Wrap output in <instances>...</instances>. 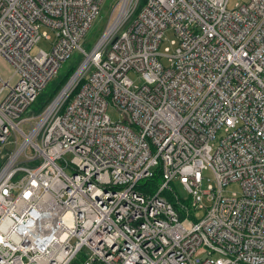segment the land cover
Listing matches in <instances>:
<instances>
[{
  "label": "built area",
  "instance_id": "1",
  "mask_svg": "<svg viewBox=\"0 0 264 264\" xmlns=\"http://www.w3.org/2000/svg\"><path fill=\"white\" fill-rule=\"evenodd\" d=\"M102 1L0 0V264H264V0Z\"/></svg>",
  "mask_w": 264,
  "mask_h": 264
},
{
  "label": "rangeland",
  "instance_id": "2",
  "mask_svg": "<svg viewBox=\"0 0 264 264\" xmlns=\"http://www.w3.org/2000/svg\"><path fill=\"white\" fill-rule=\"evenodd\" d=\"M119 0H103L99 7V12L97 16L94 18L90 28L86 31L83 38L80 41V44L82 47L86 49H90L92 45L95 43V41L98 39V37L101 35L103 30L106 27V24L112 14V10L116 3ZM238 0H228L227 4L228 7H234L235 3ZM165 36L168 38L172 37V32L170 30L165 32ZM169 41H164L161 44V48H163L164 45H167ZM39 48L42 49H48L49 48V42L41 37L38 42L33 46L31 49L32 53H35ZM83 59V54L75 49L73 50L70 57L66 60H64L61 63L60 69L56 76H54L48 84L45 86V88L38 93L36 99L34 102L27 108V110L24 112V115L26 114H37L45 105L46 103L59 91V89L67 82L73 71L77 68L78 64ZM12 69L8 65L7 61L4 60L2 57H0V75L3 77L9 76ZM129 76L136 82L139 83V80L137 79V75L130 71ZM107 113L113 120L119 119V113L116 109H114L111 105L107 108ZM3 161V157L0 156V164ZM207 174H209L207 172ZM144 180H141L140 183H142ZM172 187L177 192L179 197L181 199H184L185 202H188V199H185V197H189V193L177 182L172 181L171 182ZM205 185V181L203 182V186ZM148 188H150V184L146 185ZM239 189L237 182H230L227 185H225L224 190L226 194H230L231 191H237ZM172 200V197H170ZM80 258L78 259L76 264L80 263Z\"/></svg>",
  "mask_w": 264,
  "mask_h": 264
},
{
  "label": "trees",
  "instance_id": "3",
  "mask_svg": "<svg viewBox=\"0 0 264 264\" xmlns=\"http://www.w3.org/2000/svg\"><path fill=\"white\" fill-rule=\"evenodd\" d=\"M159 174L157 173V174H155L152 178H150L149 180H147V181H145V182H143L144 184H142V185H147V184H150V191H153L154 190V188L156 187V185H157V183H158V181H159ZM146 183V184H145ZM170 197V196H169Z\"/></svg>",
  "mask_w": 264,
  "mask_h": 264
}]
</instances>
